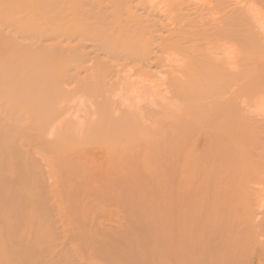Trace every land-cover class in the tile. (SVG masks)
<instances>
[{"label": "rangeland", "instance_id": "1", "mask_svg": "<svg viewBox=\"0 0 264 264\" xmlns=\"http://www.w3.org/2000/svg\"><path fill=\"white\" fill-rule=\"evenodd\" d=\"M178 1L165 0L162 4L157 2L158 7L154 9L151 7L154 2L149 6L150 3L147 0H135L133 1L134 4L132 3V6L138 7V14L144 17V20L151 19V17L154 23H156L155 20H158L150 31L158 32L155 35L153 33V37H156L154 39L156 41L159 39V43H162L161 48L165 54H171L167 62L171 61L177 64L179 62H177L176 52L170 51V48L176 43L180 44L183 38H169L166 32L177 23L171 11L178 7L175 4ZM224 1L227 0H219L218 3L214 0H184L183 12L189 15L188 20L189 18L192 20L189 21L191 24H195L193 21L199 18L200 23H203L204 20L207 21L206 26L208 27V22L219 17L216 14L218 10L216 8L211 9L212 5L223 3L224 7H230L231 5L235 7L237 3V7H244L242 9L245 10L250 7L249 11L253 9L251 13L254 17H250L251 21L248 18L249 23L251 22L256 27V30H254V26L251 25L254 32L257 33L256 35L260 36L257 38H263L264 41V28L263 30L258 28L264 23V8L261 6L259 10V3L255 0H238V2L237 0H228L227 6V2ZM41 2V0H0V11H3L0 12L2 13L0 20L4 21V16H7L5 21L12 23L9 25H13L14 22V29H10L12 26L7 25V23L3 25L1 22L0 24L1 87L4 79L8 81L5 80L7 85L4 82V85L8 86L7 88H2L3 90L0 88V91H2L0 98L6 99L9 94L11 97L13 93H15L14 96L18 93V95L25 94V98L29 102V105H22L24 111H21L22 113L25 112V115L24 113L23 116L20 115L22 118L17 119L19 115H16L18 113L15 114V112H18L16 110L15 112L7 108L0 110L1 121L3 118H11V120L16 121L13 126L14 130L19 133L17 135V132H14V134L12 132L15 138L11 134V136L2 137V144L9 146L12 140L14 149L5 151L4 154L0 155V170L3 169L5 171H2L6 175L12 176L11 181L17 177L25 179L17 183L14 180L16 185H11L13 191H4L6 195H0V264H179L174 250H176L175 231L181 224L180 216L187 213L186 215L189 217L186 221L189 225L183 227V232L189 237L194 236L193 227L203 228V237H218L221 233L220 227H209V225L218 214L219 204L232 194L240 196L237 206L234 209H223L219 215V222L224 226L238 227L241 224V220L238 219L239 212L249 210L255 213L258 211L259 214L256 216L255 221L260 222V227L256 228L253 238L255 241L264 240V181L261 180L257 183H255V180L252 181V171L243 163L236 176L234 175L236 172L228 169H220L210 177L207 176L209 173H206L205 170L194 173L192 169L187 167L189 161L187 156L183 155L176 158L177 153H181L179 151L187 147V143L172 145L174 142L167 144L157 141L129 142L125 137L128 134L126 130L128 119L126 117L114 128L94 129L93 121L96 117L92 115V109L95 107L89 101L86 102L87 106H92V112L86 107L89 123L88 121H86L87 124L84 122L83 114L80 113L83 107L78 109V106L71 101L70 104H74L76 110L78 109L77 113L72 112L75 109L72 110L68 102V109L70 105L72 111L69 116L66 115L61 118V127L56 131L55 138L50 143L44 141L37 143L35 136L33 142L32 136L31 139L29 138L31 142L28 140L30 129L34 125L35 127L39 125L36 121V123L34 122V118L35 120L36 117L43 119L52 112L54 113L57 107L61 108L60 105H62L58 106V100L61 101L60 84L56 80L52 82L48 80V83H46L41 75V65H34L32 62L16 56L25 45L32 44L33 39H28L26 33H23V36L17 33L15 27L21 25L20 27L24 30H29L31 27V30H33L37 28L36 25L42 26L44 11ZM204 3L207 7L212 3L208 7L210 11L206 10L207 7L204 6ZM198 4L204 8L201 15L202 19L198 15V10H200L198 8H201ZM164 5L165 7H172L171 10L169 11L168 7L167 12ZM223 6L219 5V7ZM256 6L258 7L256 8ZM163 10L165 13L159 12ZM211 10L215 13V15L213 13V17L210 16L212 14ZM257 11L259 12L257 13ZM152 13L153 15H151ZM10 15L13 16L14 21L11 20ZM205 15H208V19L211 18V20H207ZM2 16L4 19H2ZM167 17L171 23L166 20ZM258 17H260L259 22H262L260 24L257 22ZM254 18H257L255 19L256 22H254ZM164 22L167 26L164 25ZM195 22V26H199L197 25L198 21L195 20ZM204 24H201L200 27L203 28ZM40 26H38V29H40ZM212 27L210 26V28ZM194 28L188 27L191 30H194ZM13 30L15 31L13 32ZM259 32L262 35L258 34ZM158 34L159 36H156ZM161 34L162 36H160ZM216 38L214 39L217 40ZM213 40L211 39L209 42L212 43ZM218 40H220L216 41L218 45L220 42L223 44V39V41L219 38ZM34 41L36 40L34 39ZM190 41L187 44L189 46H187L184 39V43H181L183 45L180 46L183 48L197 44L200 51L202 49L206 51L209 48V51H211V45L210 47L209 44L206 45V40L202 41L203 44L200 42L203 47L200 43L198 44L199 40H195V43L192 39ZM216 43L213 41V45ZM222 44L219 45L221 48L225 46V42L223 46ZM172 52L174 56H172ZM219 55V58L221 56L225 60L226 57L227 60L229 59V55ZM55 56V54L47 56L45 60L54 59ZM241 65L242 68H247L243 67L245 64L240 63V67ZM250 69H253L252 64ZM250 69L248 70L249 75L253 73V70L251 72ZM15 75L21 81L22 78L27 81L28 86L25 91V87L23 89L22 85V89L20 86L18 88L17 85V88H15L14 84L19 80L18 78L12 79L15 78ZM52 88L56 92L53 94L54 97L52 96ZM155 96L157 99L153 101H161V97L159 99V96L156 94ZM40 97L42 101L38 100ZM237 100L238 106L247 112L245 114L248 118L249 115L256 113V115H259L258 118L264 120V117H261L264 116L263 94L248 93L245 97L240 95ZM175 101L181 105L180 101ZM203 101L208 102V99ZM142 102H146V106L152 105L148 102V97ZM176 102L172 103L175 104L174 108L178 106ZM143 103L140 106L145 107ZM155 107L153 109L158 111V108ZM117 110L115 112L116 118H122L120 112L117 115ZM21 111L19 112L21 113ZM190 111L192 114L190 118L192 120L193 117L192 121H195L199 115L193 110ZM249 111L251 114H248ZM6 112L9 113L6 114V117H3ZM254 115L250 117L252 120ZM162 116L163 114L160 113L159 117L162 118ZM187 116L189 117L190 114ZM67 117H71L69 124L67 123ZM199 119L201 121L200 117L197 120ZM255 119L257 120L256 117H254ZM69 125H72V127ZM254 126L257 127L256 124ZM15 127L18 128L15 129ZM25 128L29 130H25ZM30 132L33 133L34 130L31 129ZM30 132L29 135H32ZM48 132H51V129ZM158 133L155 132L154 135L156 136ZM16 135H21V138L17 139ZM23 136L26 137L23 138ZM114 136H117V138L112 141L101 139V137ZM239 136L246 143L238 148V157L244 158L243 161L248 164L251 163L254 169L259 168L261 166L259 160L253 158L252 135L248 127L240 126ZM24 139H27L28 142H25ZM18 146L19 149L21 146L20 152L23 151L22 153L19 152ZM204 150L206 151V148L202 145V147H195L193 152H199L198 158H200V154L201 156L205 154ZM206 154L203 159L205 156L208 157ZM212 155H217L213 149ZM16 157L19 158L16 159ZM199 161H202L201 158ZM233 181L235 184L234 191H211L213 187L224 188ZM249 187H256L263 191H245ZM178 189L183 191H177ZM177 192L180 193L178 195V207L174 202L176 201Z\"/></svg>", "mask_w": 264, "mask_h": 264}, {"label": "bare ground", "instance_id": "2", "mask_svg": "<svg viewBox=\"0 0 264 264\" xmlns=\"http://www.w3.org/2000/svg\"><path fill=\"white\" fill-rule=\"evenodd\" d=\"M41 1L44 13L42 26L38 25L40 29H38L36 24L37 28L33 30H31L32 27L29 30H24V28L20 27L21 25L15 27L17 33H20L22 36L23 33H26L28 39H33L32 44L25 45L16 56L23 58L25 61H30L34 65H41V75L46 83H48V80L51 82L56 80L60 84L61 101L58 100V106L62 105H60L61 108L57 107L54 113L52 112V114L43 119L36 117L35 120L34 118V122L36 121L39 125L36 126L37 128L35 125L33 128L30 127L34 130L33 133L30 132L31 129L28 127L30 129L29 132L32 133V135H29L28 132V136H30L28 140L29 138L31 139V136L32 139L35 136L34 138L37 143L42 141L50 143L55 138L56 131L61 127V118L66 115L69 116L73 109L75 111L72 112L76 114L77 110L83 107L80 113L81 115L83 114L82 118L84 122L88 121L89 123V116L86 113L88 111L86 107L90 110L92 108V106L86 105L89 101L95 107L92 109V115L96 117L93 121L94 129L103 127L114 128L126 117L128 119V127H126L128 134L125 137L129 142L145 143L146 141H157L165 144L174 142L172 145L187 143V147L182 148L179 151L181 153H177L176 158L183 155L187 156L189 160L187 167L192 169L194 173L199 170H205L206 173H209L207 176L210 177L220 169H228L236 172L234 174L236 176L243 163L251 169L253 175L252 181L255 180V183L261 180L264 181V120H261L260 117L258 118L257 116L259 115H256V113L253 114H255L254 117L257 120H254V117L253 120L250 118L253 114L249 115L250 117L248 118L245 114L247 112L241 109L237 102L240 95L244 97L248 93H260L264 95V41L263 38H261L262 40L257 38L259 35H256L257 33L254 32L256 27L251 22V24L249 23L248 18L254 17L251 13L253 9L251 11H249L250 7H248V10L242 9L244 7H237V3L235 7L232 5L224 7L223 3L212 6V3L208 4V7L211 6V9L216 8L218 10L216 14L219 17H214L215 19H212V21L211 18L208 19V15H205V17L207 16V20H211V22H208L209 29H207V21L205 22L204 20L203 23H200V19L196 17L195 20L198 21L197 25L199 26H195V20L193 21L195 24L192 23L193 26H191L190 22L192 20L190 18L188 20L189 15L183 12L184 0L175 2L178 7L174 11H171V14L177 23L173 27L171 25L172 28L166 32V35L168 34L167 37L172 39L183 38L181 43H184L185 39L186 45L190 39L194 40V43L196 42L195 40H199L198 44L206 40V45L209 44V47L211 45V51H209L210 48L208 46L209 49L206 48V51L203 49L200 51L197 44L192 46L190 43V47L182 48L183 44L176 43L170 48V51L176 52L178 65L176 62H167L171 54H165L161 48L162 43H159V39L156 41V37H153L154 32L150 31L157 24L158 20H155L156 23L151 20L152 17L151 19L144 20V17L138 14V7L132 6L135 0ZM163 1L165 2V0ZM163 1L147 0L150 3L149 6L154 2V5L151 6L152 9L158 7L157 2H161L162 4ZM214 1L217 2L219 0ZM255 1L259 3V7L256 6V8L258 7L259 10L261 6L264 8V2H262L264 0ZM227 4L228 2L226 6ZM219 5L223 7H219ZM194 6L196 7V5ZM199 6L203 8L201 5ZM168 7L170 11L172 7ZM168 7L164 5V8L167 9ZM173 7L175 6L173 5ZM208 7L206 10H208ZM201 8H198L200 9L198 10L200 12V14L198 12V15L202 19L201 15L204 8L202 10ZM155 10L157 11V9ZM160 10L162 9L160 8ZM0 12L3 11L1 10ZM159 12L165 13L164 10ZM213 13L212 11L211 17H213ZM4 17L7 19V16ZM9 17L14 21L12 15ZM191 17L193 18V15ZM259 18H254V22H256L255 19L259 22ZM2 19H4L3 16ZM166 20L169 22L168 17ZM4 21L0 20V24L2 22L3 25H6L4 23H7V20ZM9 24L12 23H7V25ZM201 24H204L203 28L202 26L200 27ZM209 25L211 27L214 26L210 28ZM251 25L254 26V30ZM262 25H260L261 28L257 26L263 30L264 25ZM9 26H12L11 28L9 27L10 29H14V22L13 25ZM188 27L195 28L191 30ZM260 32L258 34L262 35ZM156 36H159V34ZM218 38L221 41L224 40L223 44L225 42V46H223L222 42L219 43V45L222 44L223 48L216 43V41H220ZM187 39H189L188 42ZM211 39H214L215 45H213V41L212 43H210L211 41L209 42ZM7 40L9 41V38ZM201 43L200 45L203 44ZM216 45L219 46L218 50L222 52H217L218 46L216 47ZM259 53L263 54L260 55ZM54 54L56 55L54 58L56 60L46 59L48 61L46 63L45 58ZM219 54H225L223 56L229 55L230 60H227V57L225 60ZM172 56H174L173 52ZM221 58L222 60H220ZM172 63L176 64L173 65ZM240 63L245 64L243 67L249 69L252 64L253 69L250 70L251 72L253 70V73L249 75V69L242 68V65L240 67ZM17 78L19 79L15 75V78L13 77L12 79ZM1 80L0 82H2ZM5 80L7 81V79H4L2 87L0 84L1 89L8 87L5 86L8 82ZM23 80L24 78H22V81L20 79L16 80L17 83L14 84L15 88H19L20 86L22 89V85L23 89L25 87V91L28 83L26 80ZM4 82H6L5 85ZM70 86L73 87L71 88ZM4 91L6 92V89ZM52 91V96L54 97L55 91L54 89ZM14 94L11 97L9 94L6 99L0 98V110L3 108L14 112L16 110L18 111L15 112V114L18 113L16 115L23 116L25 112L22 113L21 111L23 110L22 105H29V102L25 98V94L18 95L16 93L18 96H14ZM155 94L159 96V99L161 97V101H153L157 99ZM117 97L118 99H116ZM147 97L148 102L152 105L146 106V102H142ZM207 99L208 102L203 101ZM38 100L42 101V98L40 97ZM175 100L180 101L181 105ZM71 101L78 106L77 110L74 104H70ZM129 101L131 104L128 103ZM68 102L72 110L70 105L68 109ZM159 102L161 103L159 104ZM175 102L176 105L178 104L176 108H174L175 104H172ZM142 103L145 107L140 106ZM123 105L125 106L123 107ZM154 106H156V109L158 108V111L153 109ZM116 110L117 115H119V112L122 114V118H116ZM190 110L197 112L198 118L200 117L201 121L200 119L197 120L198 118L196 119L197 121H192L194 118L192 117L191 120L192 114ZM8 113L6 112L4 116L1 115L6 117ZM10 113L12 114V112ZM160 113L163 114L162 118L159 117ZM188 114H190L189 117L187 116ZM248 114H251V112L249 111ZM19 116L17 119L22 118V116ZM157 117L158 119H156ZM4 119L2 121L0 119V141L3 139L2 137L6 135L8 137V135H13L14 132H17L13 126L16 124V121L11 120V118ZM66 119L69 124L71 117H67ZM69 126L72 127V125ZM240 126L248 127L252 135L253 158H257L261 164L257 169H254L251 163L244 162V158L238 157V148L244 146L246 143L239 136ZM17 128L15 127V129ZM28 128H25V130ZM50 129L51 132H48ZM155 132L159 133L155 136ZM21 135L17 136V139L21 138ZM116 138L117 136L101 137L105 141H112ZM24 140L28 142L26 141L27 139ZM202 145L206 148V151L204 150L205 154L207 153L206 155H208V157H204V160L203 156L205 154H202V156L200 154L203 162L199 161V152H193L195 147H202ZM12 149H14L12 140L9 146L3 145L2 141L0 142V155ZM20 149L18 146L19 152ZM212 149L217 155H212ZM32 155L34 154L32 153ZM18 158L16 157V159ZM34 158L36 157L34 156ZM6 160L8 159L6 158ZM2 170H0V195L5 196L6 193L4 191H13L11 185H16L18 181L25 179L17 177L11 181L13 177L6 175L3 172L5 170ZM234 187L233 181L224 188L213 187L211 191H234ZM177 191L183 190L178 189ZM245 191L263 190L249 187ZM179 194L177 192L176 201H174L177 207L179 206ZM239 199V195L232 194L219 204L218 214L209 225V227H220L221 233L218 237H203L204 229L199 227H193L194 236L189 237L183 232V227L189 225L186 223L189 217L186 215L187 213L180 216L181 224L175 231L176 250H174L179 264H244L246 262L264 264V240L255 241L253 238L256 228L260 227V222L255 221L256 216L259 214L258 211L255 213L249 210L239 212L240 216H238V219L241 220V224L238 227L224 226L219 222V215L223 209H234ZM2 201L6 202L5 200ZM187 228L189 229V227Z\"/></svg>", "mask_w": 264, "mask_h": 264}]
</instances>
